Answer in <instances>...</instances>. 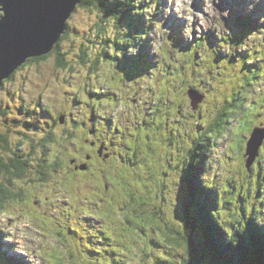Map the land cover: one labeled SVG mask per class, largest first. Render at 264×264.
Returning a JSON list of instances; mask_svg holds the SVG:
<instances>
[{
  "label": "rangeland",
  "instance_id": "1",
  "mask_svg": "<svg viewBox=\"0 0 264 264\" xmlns=\"http://www.w3.org/2000/svg\"><path fill=\"white\" fill-rule=\"evenodd\" d=\"M251 2L256 4L255 13L247 14ZM123 3L118 0L115 7ZM107 4V8L112 6ZM227 7L232 11L226 20L219 6L207 10L204 0H192L190 11L181 10L183 14H178L169 0H147L145 8L135 7L137 32L116 24L124 38L117 43L107 35L113 20L106 18L101 7H80L60 46L68 67L59 66L61 56L55 50L45 61L30 60L4 82L0 109L7 115L0 114V156L6 162L13 158L28 161L29 170L20 180H12L9 175L0 178V185L14 195L6 211L0 210V229H13L17 240L25 241L20 246H32L29 264H49L53 253H60L65 264H115V257L123 264H159L155 262L158 256L185 264L189 256L184 243V192L179 210L183 213L178 214L171 202L172 192L177 191L176 177L183 180L185 171L180 164L169 163L171 150L182 145V161H190L196 152L192 147L199 140L197 132H207L206 128L216 122L221 104L234 101L238 92L242 96L239 105L255 106L254 113L261 103L264 107V92L256 98L264 85L263 65L258 64L263 57L254 53L264 48V29L256 27L258 17L264 16V0H228ZM233 7H242L243 12ZM236 18L242 19L248 34L253 30L249 40L246 32L243 36L239 33L238 27L242 26ZM222 22L227 33L218 27ZM188 31L191 40L185 35ZM227 38H234L230 42L234 46L228 48ZM206 40L217 45L214 58L207 60L203 57L207 46H196L199 41L204 45ZM130 46L147 55L151 71L136 75L146 70V60L143 55L128 58ZM186 47L188 51L182 49ZM238 48L244 49L237 56ZM188 53L190 61L186 60ZM190 90L196 92L197 99L204 98L197 109L188 96ZM243 115L233 118L224 128V135L215 133L214 139L218 140L213 148L202 143L209 154L205 167L208 181L213 182L215 177L219 187L234 180L229 188L232 199L246 195L247 189H241L244 183L257 189L258 175L253 170L247 172L244 155L253 130L264 124V112L252 115L250 130L239 132ZM119 130L124 143L106 140V131ZM193 131L196 134L190 136ZM74 137L80 140L70 141ZM93 141L99 146L107 141L104 154H112L110 160L96 158L89 172H80L77 169L86 164L80 156L88 154L84 146L89 148ZM80 145L84 147L81 150ZM57 160L61 172L51 170L43 183L40 172ZM111 161L116 163L113 178L108 177ZM263 194L256 197L252 193L246 204L251 199L250 205L257 208L263 204ZM240 205L226 206L224 213L230 215ZM137 207L143 212L136 216ZM119 241L126 244V249L120 255L114 253L111 260L109 252L117 249Z\"/></svg>",
  "mask_w": 264,
  "mask_h": 264
},
{
  "label": "trees",
  "instance_id": "2",
  "mask_svg": "<svg viewBox=\"0 0 264 264\" xmlns=\"http://www.w3.org/2000/svg\"><path fill=\"white\" fill-rule=\"evenodd\" d=\"M124 1L125 3H123L122 6L115 7V4L118 2V0H83V3L79 6V8L101 7L105 11L106 18L111 17L110 19L115 20L118 27L126 26V28L131 33H133L136 31L139 18L138 16H135V10L133 12L129 11L128 5L131 3V0H124ZM107 3H109L112 6L111 7L109 6L107 8L106 7V5H108ZM137 7H139L138 4ZM67 33L62 38L60 45H58L56 49V51L59 53V56H61L59 66L63 68L69 66L66 57L64 56V54L61 52L60 49L63 40L68 36ZM122 39L124 38L120 34H118L117 38L113 40L115 43H117L118 41L122 42ZM128 39H133V37L128 36ZM116 48L119 49V47H117V44H116ZM50 57L51 55L33 60L37 62H42ZM106 58L107 56L104 59ZM99 63L100 60L97 61V64ZM252 80H254L253 82L256 81L255 78ZM238 98H242L240 92H238L235 95L234 101H228V102L225 101L224 103L221 104L218 112L219 115L216 122L210 128H206L207 132L205 131L203 132L199 131V133L197 132L199 140H196L195 144L192 147L193 149H195L196 152L193 154V157L190 158L191 160L186 162L185 164L183 163V161H181L180 164V166L184 168V171L187 172L186 173L187 188L182 190L184 192L183 202H184L185 214L186 216H189L190 226L193 228V232H194L191 248H192L193 262H195L196 264H264V227H257L253 222L250 221L247 231L242 236L227 227L228 224L233 221L236 223H246L248 219H252L256 214L257 211L256 206L250 205L251 199L250 202H248L249 204L247 205L246 200L251 196L252 193H254L256 197L257 196L260 197L264 193V151L263 150L260 151L259 158L256 161V164L252 167V169H250V173L253 170L258 175L255 184L256 185L255 188L257 189L251 187L252 186L251 184L246 185L244 183L241 186V189H244V191L245 189H247L246 195L244 197L241 198L239 197V199H232L231 197H229V195H231L230 193L231 191L229 190V188L233 183H235V181L232 179H230L228 183H226V185H222L219 187L216 184L215 177H213L214 178L213 182L208 181L211 184L210 191L214 193L212 199V204H213L212 212L215 218L218 221H220L221 230L225 232V235H228L229 241L237 242V245L235 247H233L230 243H226L223 234L220 233L218 229H215V227L207 219L203 207V201H206V199L208 198V194L204 193L203 190L199 189L195 182V175L197 171L202 172L205 175V167L207 166L206 157L209 156V154L204 150L206 146H211L212 148L214 147V143H216V141L218 140V139L217 140L214 139L215 133L216 132L220 133V136L224 135L223 132L225 131L224 128L229 126L230 122L233 121V118L236 119L243 112L244 115L242 120L245 123L251 121V118L253 117L252 115L259 114L260 112L259 109H258L259 111L256 112L255 114H253L252 111L247 110L250 108L248 107L249 103H247L245 106L244 104L239 105ZM237 99H238V104H237ZM0 114L5 116L7 115V111H3V110L1 111L0 109ZM212 129L215 130L211 132ZM244 130H246V127L240 129L239 132H242ZM193 133L196 134L194 131ZM243 134L244 133H242V135ZM78 140H80V138L77 139L74 137L70 141L76 142ZM204 141L207 143L206 146L202 145ZM44 143L50 144L49 140H45ZM247 160L248 157H246L245 155L244 161L247 162ZM59 165H61V162L60 160H57L52 167L46 166L45 170H43V172H40L41 181L45 183L48 180L49 176H51V170H53V173L54 170H56L57 172H61V169L59 170L58 167ZM28 170H29L28 161H23L20 160L19 158H13L11 162H6L4 158L0 156V178H2L4 175H9L11 176L12 180L13 179L20 180L25 177ZM227 196L229 200L227 199ZM13 198L14 195L11 194L3 184H1L0 210L6 211L7 209L6 204L10 202V200H12ZM261 201L264 204V197L261 199ZM238 202H241V205L234 209L235 212L230 213V215H226L224 213V208L226 206L233 207V204L235 205ZM197 206H199L198 213L195 211V208ZM137 209H138V213L136 214V216L140 212H143L142 207L141 208L137 207ZM105 214L107 215L109 213L105 212ZM237 215L239 217H236ZM246 216L248 218H246ZM185 228L186 231L184 233V239H185L184 243L186 244L187 254L189 256V259L185 262V264H189L191 252H190V231H189L188 223L186 224ZM2 236L3 235L0 236V239H2ZM119 245L116 246V248L118 249V250L115 249L116 251L111 248L109 252L112 255L111 260L113 259L114 253L115 255L116 254L120 255L119 254L120 251L126 249V244L124 245L121 241H119ZM116 258L117 257H115V261L117 264H123ZM156 261L159 264H175L174 261L169 260L165 256L164 257L158 256L155 262ZM54 263L65 264V261L62 259L60 253H53L51 255L49 264H54ZM10 264H18V262L17 261L13 262L10 259ZM110 264H114V262H111Z\"/></svg>",
  "mask_w": 264,
  "mask_h": 264
},
{
  "label": "water",
  "instance_id": "3",
  "mask_svg": "<svg viewBox=\"0 0 264 264\" xmlns=\"http://www.w3.org/2000/svg\"><path fill=\"white\" fill-rule=\"evenodd\" d=\"M73 3L74 0H0L5 11V18L0 20V89L30 60L49 56L57 49L69 30V21L65 22L57 40L52 44L49 42ZM82 3L83 0H76L75 13ZM196 95V92L189 91L195 109L204 101L203 97L197 99ZM262 134L264 130L256 129L248 143L249 168L263 147L264 141L259 142Z\"/></svg>",
  "mask_w": 264,
  "mask_h": 264
},
{
  "label": "clouds",
  "instance_id": "4",
  "mask_svg": "<svg viewBox=\"0 0 264 264\" xmlns=\"http://www.w3.org/2000/svg\"><path fill=\"white\" fill-rule=\"evenodd\" d=\"M146 2H147V0H144L143 3H141V0H131V3L128 5L129 11L133 12L135 10V6L137 4H139V6L141 8H145ZM169 2L171 4H173L174 10L178 14H183L181 12V10L190 11V5L192 3V0H169ZM216 2H217V4H219L220 0H216ZM204 3L207 5V10H211V7H212L211 0H204ZM75 8H76V0H74L72 7L68 10L66 15L64 16L60 29L54 34V36L50 40L49 44H52L57 40L58 36L60 35L61 31L64 28L65 22L66 21L70 22V17H72L75 14ZM255 9H256L255 2L248 3L246 13L247 14H253V13H255ZM150 10L151 9H146V11H150ZM231 11H232L231 8H224L223 9V16L226 18V20L230 16ZM4 18H5V11L3 10L2 6H0V20H3ZM93 18H95V14H93ZM144 18L147 19L148 17L145 16ZM187 18L191 19V16H188ZM226 20H225V22H226ZM256 25H257L256 27L258 29H264V16L258 17V19L256 21ZM218 27L222 33H227L228 30L224 27V22L219 23ZM118 34H121L120 29L116 26L115 20H113L112 23L110 25H108V27H107V35L113 39H116ZM185 35L187 36L188 40L192 39L190 31L186 32ZM118 47H119V45H118ZM115 55L117 57H119L120 53L116 52ZM142 55L144 56V58L146 60V65H145L146 70L141 71L140 73H138L136 75L151 71V65L148 62L147 55L145 53H142L138 47H131L130 46L127 48V57L128 58H137V57H141ZM122 62L123 61H121L122 70L126 72ZM203 78L204 77H200L199 79H203ZM189 82L190 83L192 82L191 76H189ZM188 96H189V92H188ZM260 111L264 112V109H260ZM177 119H178V117H177ZM261 119H264V116H262ZM258 128L264 129V124H259ZM192 135H195V134L190 133V136H192ZM181 136L183 138V133L181 134ZM260 141H264V135L259 137V142ZM185 143H187V140H185ZM189 147H190V145H189ZM171 151H172V155L169 158V163L173 164L174 166L181 164V161H182L183 155H184L183 146L177 144L176 146H174V148ZM229 154H231V153H229ZM174 171H179V169L174 167ZM186 173L187 172H185L183 175V180H181L179 178V176L176 177L175 188L177 191L172 192V195H171L172 205L174 207H176L178 214L183 213V212H180L179 210L182 207V204H181L182 189L187 188ZM195 182H196L199 189L203 190L204 193L208 194V198L206 199V201H203V207H204V211L206 213L207 219L211 222V224L215 227V229H218L219 232L223 234L225 242L230 243L233 247H235L237 245V242L236 241H232V242L229 241L228 235H225V232L221 230L220 221H218L215 218V216L212 212V209H213L212 199H213L214 193L212 191H210L211 184L208 182V178L202 172L197 171L196 175H195ZM201 197H203V196H201ZM195 211L198 213L199 206H197L195 208ZM184 218L186 220V223H188L189 231H190V252H191L190 264H193L191 244H192V240L194 237V232H193V228L190 226L189 216H184ZM250 221L253 222L257 227H264V204H260L257 206V211H256L255 216L252 219H248L246 223H236L233 221V222H230L227 227L229 229H231L232 231H235L239 235L242 236L247 231ZM4 232H12V235H3L2 239H0V249H3V252H4V255L0 256V264H10V258H14L18 262V264H28V261L33 259L32 246H28V247L20 246V245H24L25 241H23V240L18 241L16 238V234L13 231V229H11V228L0 229V234H2ZM185 259H189V258L185 257ZM37 264H38V262H37Z\"/></svg>",
  "mask_w": 264,
  "mask_h": 264
},
{
  "label": "bare ground",
  "instance_id": "5",
  "mask_svg": "<svg viewBox=\"0 0 264 264\" xmlns=\"http://www.w3.org/2000/svg\"><path fill=\"white\" fill-rule=\"evenodd\" d=\"M227 2H228V0H220L219 4H217L216 0H211V3H212L211 10L218 9V6H219L220 7V11H222V13H223V9L224 8H228L227 7ZM199 44L202 45L201 42ZM202 46H209L208 40H206L205 44L202 45ZM245 47H247V46H245ZM242 49H244V48H242ZM240 53H241V51H239V48H238L237 52H236V55L238 56V54H240ZM186 56H188V54H186ZM207 57H208V55H207ZM234 58L237 59L236 56ZM186 68L187 67L184 66V69H186ZM262 76H264V75L262 74ZM199 106H201V105H199ZM105 134H106V136H108V138L106 137L107 138L106 140H108V139H113V140L117 139L119 141L121 140L124 143L125 139L123 138V135L120 133V130L119 131H115V132L106 131ZM93 142L97 143V141H93ZM93 142H91V143H93ZM105 142H107V141H105ZM105 142H102L101 146H99V145L91 146L93 148H87L85 146H84L85 147L84 148L82 145H80L78 147L79 150H81L83 148L88 150V154L86 156H80V158L84 157L82 159V164H85V163L86 164L82 167V169H77L78 171H80V172H89L90 169H91V166H93L94 160L96 158H100L103 161H109L110 160L109 156H107V155L102 153V152H104L106 150V148L104 147L105 146ZM125 144H126V142H125ZM107 151H109V149H107ZM115 162H112L113 167L111 168V172L108 175L109 178H113L115 176V172H114L115 171V167H116V163ZM74 166H75V164H74ZM95 175L97 176V173H95Z\"/></svg>",
  "mask_w": 264,
  "mask_h": 264
},
{
  "label": "flooded vegetation",
  "instance_id": "6",
  "mask_svg": "<svg viewBox=\"0 0 264 264\" xmlns=\"http://www.w3.org/2000/svg\"><path fill=\"white\" fill-rule=\"evenodd\" d=\"M91 134H93V131L91 132ZM97 145H99V144L96 143V142L90 143V144H89V148H93V147H91V146H97ZM85 147H86V146H85ZM87 148H88V147H87ZM86 150H87V149H86ZM86 150H84V151H86ZM81 153H82V152H81ZM102 153L104 154V152H102ZM105 155L111 157L112 154L107 153V154H105Z\"/></svg>",
  "mask_w": 264,
  "mask_h": 264
}]
</instances>
